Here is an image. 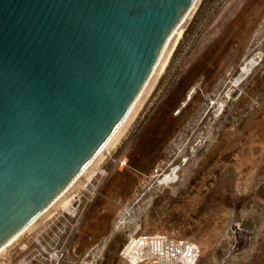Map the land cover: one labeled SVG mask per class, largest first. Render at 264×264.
Masks as SVG:
<instances>
[{"label": "rangeland", "instance_id": "374dc122", "mask_svg": "<svg viewBox=\"0 0 264 264\" xmlns=\"http://www.w3.org/2000/svg\"><path fill=\"white\" fill-rule=\"evenodd\" d=\"M181 27L133 119L10 245L19 253L60 237L58 264H114L129 235L162 232L195 240L197 264H264V0H197ZM247 58L254 65L235 84ZM172 167L176 180L159 183Z\"/></svg>", "mask_w": 264, "mask_h": 264}, {"label": "water", "instance_id": "95a60500", "mask_svg": "<svg viewBox=\"0 0 264 264\" xmlns=\"http://www.w3.org/2000/svg\"><path fill=\"white\" fill-rule=\"evenodd\" d=\"M194 0H0V248L92 163Z\"/></svg>", "mask_w": 264, "mask_h": 264}, {"label": "built area", "instance_id": "2783aa9c", "mask_svg": "<svg viewBox=\"0 0 264 264\" xmlns=\"http://www.w3.org/2000/svg\"><path fill=\"white\" fill-rule=\"evenodd\" d=\"M103 172L104 169L102 170ZM52 245L35 240V246L19 253L21 247L8 246L0 252V264H58L62 257L60 237ZM198 243L191 238L177 237L162 232L133 233L119 249L126 264H197Z\"/></svg>", "mask_w": 264, "mask_h": 264}, {"label": "bare ground", "instance_id": "6f19581e", "mask_svg": "<svg viewBox=\"0 0 264 264\" xmlns=\"http://www.w3.org/2000/svg\"><path fill=\"white\" fill-rule=\"evenodd\" d=\"M197 0H194L188 13L186 14L184 20L186 19V17L188 16V14L190 13V11L192 10V8H194L195 4H196ZM257 2V1H256ZM261 7V6H260ZM259 11V10H258ZM258 12H256V6H254L253 8H251L250 10L248 9H244L243 11H241V16H237L235 19V25L232 28L229 37L225 40V42L223 43V45L220 48V52L218 53V55L223 54L225 51L229 50L232 46L233 43L235 41H239L240 37L243 36L244 34V30L245 28H247L248 26L251 25V23L253 22L255 16L257 15ZM183 20V22H184ZM182 22V23H183ZM182 25V24H181ZM182 27L180 26L178 34L176 36V38L174 39L170 49L167 51L166 55L163 57L162 63H161V67L160 70H163L164 66L167 63V60L171 54V52L173 51L175 45L177 44L181 34H182ZM160 60V61H161ZM160 61L158 63H160ZM253 58H247L243 61V63L240 65V68L237 72V75L235 77V79L233 80L235 84L239 83L246 75H248L254 65L253 63ZM157 63V65H158ZM156 65V67H157ZM153 70L154 71L156 70ZM152 73V74H153ZM152 77V75L147 79L145 87L143 89V91L138 95V97L134 100L131 108L129 109L128 113L126 114L125 118L123 119L122 123L120 124V126L116 129V131L114 132V134L108 139V141L105 143V145L102 147V149L99 151V153L97 154L96 158L92 161V163L98 158V156H100L104 151H106V149H108V147L115 142L119 135L121 134V131L128 125V123L133 119V117L135 116L139 106L144 90L146 88V86L148 85L150 78ZM92 163L88 166V168L92 165ZM88 168L82 173L84 174ZM82 174L74 181L72 182L67 188H65L48 206L47 208L40 214V216L45 213L52 205H54V203H56V201H58L62 196H64L66 194V192L70 189V187L73 186V184L82 176ZM177 178V172H176V167H172L170 168V170H168L167 172H164L162 174L159 175L158 177V182L159 183H170V182H174ZM39 216V217H40ZM38 217V218H39ZM37 218V219H38ZM37 219L32 220L29 225H27L23 230H21L13 239H11L6 245H4L3 247L0 248V252L4 251V249H6L9 245H11L18 237H20L22 235V233H24V231H26Z\"/></svg>", "mask_w": 264, "mask_h": 264}, {"label": "crops", "instance_id": "0c3cea01", "mask_svg": "<svg viewBox=\"0 0 264 264\" xmlns=\"http://www.w3.org/2000/svg\"><path fill=\"white\" fill-rule=\"evenodd\" d=\"M123 245V244H122ZM121 245V246H122ZM121 248V247H120ZM119 248V249H120ZM114 264H126V262L122 259V258H120V256H119V250H118V252H117V259H116V261H115V263Z\"/></svg>", "mask_w": 264, "mask_h": 264}]
</instances>
